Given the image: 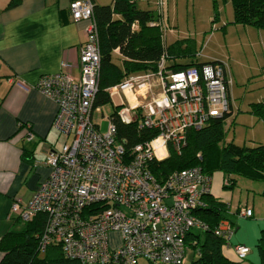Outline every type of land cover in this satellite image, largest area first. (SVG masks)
<instances>
[{"label": "built area", "instance_id": "2783aa9c", "mask_svg": "<svg viewBox=\"0 0 264 264\" xmlns=\"http://www.w3.org/2000/svg\"><path fill=\"white\" fill-rule=\"evenodd\" d=\"M156 7L162 22L167 1L156 0ZM70 11L73 22H89L80 51V77L68 75L65 71L73 65L63 62L59 73L43 76L34 86L57 104L53 128L67 142L43 162L51 171L32 200L25 205L15 200L11 214L23 222L46 216L41 253L55 246L81 264H138L142 259L150 264H187L188 235L210 229L195 212L207 207L203 197L211 194L212 175L195 166L160 182L148 164L168 158L170 148L181 153L189 131H201L231 114L233 81L228 67L205 64L168 71L164 53L157 72L132 75L109 89L111 98H121L118 117L123 123L139 121V129L159 132L153 141L126 153L116 140L117 126L111 118L105 133L93 121L95 112L102 113V107L95 108L101 48L94 2H72ZM239 215L251 217L252 210L241 209ZM234 232L232 223L223 220L215 235L229 244ZM112 233L121 237L116 249L111 247ZM235 250L241 259L250 253L246 246Z\"/></svg>", "mask_w": 264, "mask_h": 264}, {"label": "crops", "instance_id": "0c3cea01", "mask_svg": "<svg viewBox=\"0 0 264 264\" xmlns=\"http://www.w3.org/2000/svg\"><path fill=\"white\" fill-rule=\"evenodd\" d=\"M12 1L0 0V240L19 219L11 214L13 202L25 205L32 200L51 171L43 162L67 142L53 128L57 104L34 86L43 76L59 73L63 62L73 65L65 72L79 79L80 51L89 25L72 19L62 24L60 12L69 11L71 0H20L11 7ZM94 2L109 5L106 0ZM128 98L133 100L131 95ZM231 100L234 113L232 92ZM96 124L101 128V123ZM228 180L222 172L212 176L211 196L227 205L235 230L223 254L234 263L261 264L258 245L264 231V182L236 177V185L229 189ZM244 208L252 210L251 217L239 215ZM120 245L121 238L118 246L111 247ZM237 246L250 249L246 258L238 256ZM2 258L0 252V262Z\"/></svg>", "mask_w": 264, "mask_h": 264}, {"label": "trees", "instance_id": "16d2710c", "mask_svg": "<svg viewBox=\"0 0 264 264\" xmlns=\"http://www.w3.org/2000/svg\"><path fill=\"white\" fill-rule=\"evenodd\" d=\"M148 1L113 0L109 5H100L93 0L101 48L100 84L95 108L111 103L109 89L122 83L126 78L157 72L164 53L168 55L167 60L171 61L193 55L192 48L185 47L184 42L175 43L165 49L161 26H151L154 22H161L159 14L139 8L140 2ZM224 1H230L233 5L235 24L264 29V0ZM19 4L20 0H13L11 7ZM60 16L63 25L70 23V9L62 10ZM134 24H138V29H133ZM205 64L226 66L221 62L174 63L166 66V69L176 72L201 68ZM230 102L232 107L231 92ZM118 109L110 118L117 126L116 140L123 144L126 153L157 138L159 135L157 130L139 129V121L123 123L118 117ZM252 111L264 123V103L254 105ZM232 115L233 108L231 114L226 115L224 120H213L201 131H189L186 146L181 153L170 148L168 158L149 162V170L160 182L175 172L195 166H200L205 174L212 176L216 172L224 173L229 179L226 184H232L231 187H227L229 189L236 185V177L264 182V145L247 148L226 143L225 120ZM203 199L207 207L198 209L195 214L210 229L206 232L194 231L188 235L187 245L198 255L192 264H238L224 256L223 250L228 243L215 235L221 221L231 222L227 205L213 199L211 194L205 195ZM15 224L16 226L0 240V252L3 254L0 264H81L77 260L65 257L59 247L52 246L45 253H41L40 241L46 224L45 215L40 214L30 222L18 219ZM258 247L261 264H264V231Z\"/></svg>", "mask_w": 264, "mask_h": 264}, {"label": "rangeland", "instance_id": "374dc122", "mask_svg": "<svg viewBox=\"0 0 264 264\" xmlns=\"http://www.w3.org/2000/svg\"><path fill=\"white\" fill-rule=\"evenodd\" d=\"M112 0H106L110 4ZM167 9L161 22L165 49L178 42L190 46L193 55L167 60V66L189 63L221 62L228 67L234 113L225 124L226 143L254 148L264 145V123L253 114V106L264 103V29L234 23V9L224 0H166ZM140 9L157 14L156 0L140 2ZM121 104L120 96L94 113L93 121L108 129V118ZM103 114V115H102ZM117 234V233H116ZM119 235L111 244H120ZM195 252L189 248L187 260L192 264ZM138 264H150L139 260Z\"/></svg>", "mask_w": 264, "mask_h": 264}]
</instances>
